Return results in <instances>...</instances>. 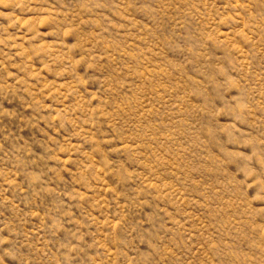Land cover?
<instances>
[{"label":"rangeland","instance_id":"1","mask_svg":"<svg viewBox=\"0 0 264 264\" xmlns=\"http://www.w3.org/2000/svg\"><path fill=\"white\" fill-rule=\"evenodd\" d=\"M0 264H264V0H0Z\"/></svg>","mask_w":264,"mask_h":264}]
</instances>
